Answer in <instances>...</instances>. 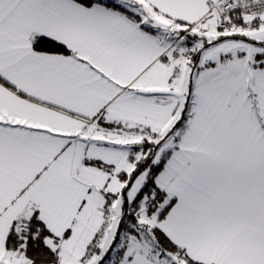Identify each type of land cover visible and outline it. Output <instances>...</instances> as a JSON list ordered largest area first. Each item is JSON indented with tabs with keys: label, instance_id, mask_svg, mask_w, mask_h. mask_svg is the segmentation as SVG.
Segmentation results:
<instances>
[{
	"label": "snow or ice",
	"instance_id": "snow-or-ice-1",
	"mask_svg": "<svg viewBox=\"0 0 264 264\" xmlns=\"http://www.w3.org/2000/svg\"><path fill=\"white\" fill-rule=\"evenodd\" d=\"M0 264H264V0H0Z\"/></svg>",
	"mask_w": 264,
	"mask_h": 264
}]
</instances>
